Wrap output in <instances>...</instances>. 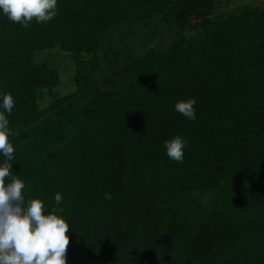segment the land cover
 I'll return each mask as SVG.
<instances>
[{
	"label": "trees",
	"instance_id": "1",
	"mask_svg": "<svg viewBox=\"0 0 264 264\" xmlns=\"http://www.w3.org/2000/svg\"><path fill=\"white\" fill-rule=\"evenodd\" d=\"M213 5L57 0L52 20L27 28L0 10L10 173L26 203L63 209L66 264H264V0L222 18ZM53 47L72 59L76 89L40 105L60 81L37 59ZM189 98L192 121L175 110ZM176 136L182 162L166 155Z\"/></svg>",
	"mask_w": 264,
	"mask_h": 264
},
{
	"label": "clouds",
	"instance_id": "2",
	"mask_svg": "<svg viewBox=\"0 0 264 264\" xmlns=\"http://www.w3.org/2000/svg\"><path fill=\"white\" fill-rule=\"evenodd\" d=\"M57 0H0V10L14 23L27 28L35 18L37 23L52 20L56 12ZM196 100L189 98L178 101L175 110L188 120L196 119ZM14 99L11 94L3 96L2 107L11 114ZM9 121L0 112V153L7 158L0 165V264H66L69 244V225L59 207L44 213L41 199L32 198L25 202L22 190L24 182L10 173L14 159L13 145L9 142ZM187 141L176 136L165 141L166 155L175 162H182ZM11 181L5 183V178ZM56 205L62 203L61 194L55 195ZM106 198L110 195L106 194Z\"/></svg>",
	"mask_w": 264,
	"mask_h": 264
},
{
	"label": "rangeland",
	"instance_id": "3",
	"mask_svg": "<svg viewBox=\"0 0 264 264\" xmlns=\"http://www.w3.org/2000/svg\"><path fill=\"white\" fill-rule=\"evenodd\" d=\"M214 5L213 8L209 10V15H214L217 18H222L224 15H226L227 12L232 10H237L240 8H244L245 5H251V6H258L261 3V0H213ZM197 18L192 17L191 22H195ZM124 25V24H123ZM126 26V25H125ZM157 29V36L161 37L160 39L167 40L172 33H164V21L158 22V26L155 27ZM149 29V26H146V31ZM149 31V30H148ZM188 31V30H187ZM189 32V31H188ZM164 34V35H163ZM118 33H116L114 36H117ZM133 39V38H132ZM161 40V41H162ZM115 46L119 47V41L117 39V42H115ZM110 53V55H112ZM38 60H46L49 64H52L53 66H56L59 71L60 81L59 83L53 88V93H46L45 96L40 100V105H44L47 102H49L53 97L57 96L61 98L60 96L65 97L63 100L68 102L70 99H72L73 93H75L76 86L72 80V74L74 70V65L72 62V59L68 55L67 52L59 51L57 47L53 48H47L45 50H42L38 53L37 56ZM111 75V73L107 74L106 81L108 77ZM99 79L95 82L97 84H101L102 86L105 85L104 83V75H99ZM55 99V100H56ZM62 99L59 100V106H63L65 103Z\"/></svg>",
	"mask_w": 264,
	"mask_h": 264
}]
</instances>
